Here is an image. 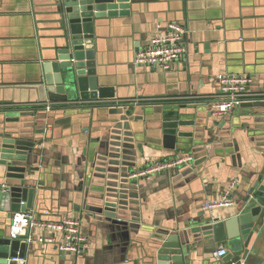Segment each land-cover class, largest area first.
I'll use <instances>...</instances> for the list:
<instances>
[{"label":"crops","instance_id":"1","mask_svg":"<svg viewBox=\"0 0 264 264\" xmlns=\"http://www.w3.org/2000/svg\"><path fill=\"white\" fill-rule=\"evenodd\" d=\"M131 5L130 15L107 21L95 41L99 71L115 87V98L99 103L77 102L69 108L98 109L109 116L135 118L129 122L136 139L133 145L138 150L130 162L134 165L131 175L152 163L178 157L177 152H167L154 144L151 133L158 118L155 111L177 105L205 108L217 92V75L250 76V92L256 95L252 103L237 107L227 120L225 116L207 117L203 110L197 113L212 132L221 133L216 136L218 141L226 146L233 142L239 161L226 164L216 156L209 163H198L192 156L183 165L190 166V172L146 175L138 182L140 188L131 192L137 198L133 205L137 216L133 218L148 227L184 232L205 220L203 203L217 199L234 183V204L211 213L220 219L232 217L246 176L262 162L260 148L264 147L259 145L264 142V0H131ZM51 10V0H0V107H5V102L30 104L29 96L35 101L33 91L18 88L34 82L36 59L53 43L56 24ZM173 23L186 32L185 59L176 61L169 71L134 65L135 55ZM101 135L81 131L66 116H57L49 126L35 164L30 167L28 178L32 184L37 180V184L33 207L26 212L46 222L81 218L87 251L79 259L66 255L60 260L54 254V245L33 241L29 264H144L138 248L131 247L123 253L118 235L106 232L105 224L77 202L79 174L84 173L82 179L89 175L91 151L97 158L98 146L92 149L91 139ZM116 171L120 176L125 168ZM194 172H198L196 176ZM41 234L33 232L34 238ZM219 249L228 252L226 243L216 244L210 252L203 251L198 263L219 261L221 258L213 256Z\"/></svg>","mask_w":264,"mask_h":264},{"label":"water","instance_id":"2","mask_svg":"<svg viewBox=\"0 0 264 264\" xmlns=\"http://www.w3.org/2000/svg\"><path fill=\"white\" fill-rule=\"evenodd\" d=\"M51 3L56 24L53 43L36 59L34 82L18 88L33 91L35 101L29 96L30 104L5 102V107H0V264H7L12 258L25 259L29 264L31 245L24 242V237L11 238V218L33 207L37 180L32 184L28 178L30 167L35 164L44 136L57 116L72 118L83 132L102 134L99 139H91L94 141L90 144L92 149L98 146L97 158L91 151L89 175L82 179L84 173L79 174L77 202L105 224L106 232L114 231L118 235L123 253L131 247L138 248L144 264H199L197 258L203 251L210 252L216 244L226 243L227 254L211 264H251L252 260H255L252 264H262L264 148H260L261 164L246 176L232 217L220 219L206 213L200 226L184 232L148 227L133 218L137 216L133 213L137 198L131 192L140 188L141 178H146L128 179L133 175L129 174L134 168L130 162L134 161L137 150L133 145L134 129L129 125L135 118L109 116L98 109L69 108L77 102L99 103L115 98V87L99 71L95 41L98 30L107 21L130 15L131 0H51ZM185 55L181 58L185 59ZM209 104L195 109L185 105L164 106L155 111L158 118L151 133L154 144L174 154L186 152L184 155H192L198 163H209L216 156L223 158L226 164L239 161L233 142L223 145L216 139L221 133L212 132L203 116L197 114L203 110L207 111V117H216ZM48 105L52 106L49 113L45 109ZM228 118L226 115L223 119ZM262 143L259 147H264ZM119 167L125 168L120 176L116 171ZM189 170L190 166H183L165 172L169 175ZM194 173L196 176L198 172ZM191 234H195V239ZM251 242L253 247H250ZM54 247V254L64 260L66 255L59 251L58 245Z\"/></svg>","mask_w":264,"mask_h":264},{"label":"built area","instance_id":"3","mask_svg":"<svg viewBox=\"0 0 264 264\" xmlns=\"http://www.w3.org/2000/svg\"><path fill=\"white\" fill-rule=\"evenodd\" d=\"M185 30L173 23L168 25L165 32L153 37L148 45L141 49L134 57V65L158 68L169 71L173 64L185 53ZM217 92L209 102L213 116L230 115L237 107L252 103L254 97L250 92L253 79L248 75L219 74L215 77ZM78 106H82L78 104ZM50 112L51 105L45 107ZM192 160V155L178 156L174 159L152 163L148 168L132 175L133 178L150 175L183 166ZM233 183V182H232ZM234 183L225 189L217 199L202 204L201 209L206 213H213L219 208L232 206L231 198ZM10 235L12 239L25 238L26 244L37 241L40 244L58 245L61 253L79 259L87 251V238L82 232V221L79 217H65L56 222L38 221L33 213H15L12 218ZM42 234L34 238L33 232ZM226 250L219 249L213 254L217 259L224 257ZM7 264H26L25 259L12 258ZM264 264V263H263Z\"/></svg>","mask_w":264,"mask_h":264},{"label":"rangeland","instance_id":"4","mask_svg":"<svg viewBox=\"0 0 264 264\" xmlns=\"http://www.w3.org/2000/svg\"><path fill=\"white\" fill-rule=\"evenodd\" d=\"M184 154H187L186 152H180L177 154V156H181V155H184Z\"/></svg>","mask_w":264,"mask_h":264}]
</instances>
